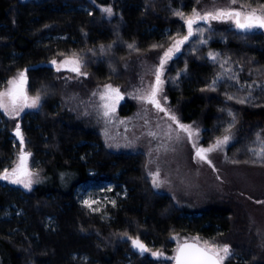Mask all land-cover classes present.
<instances>
[{
  "label": "trees",
  "instance_id": "trees-1",
  "mask_svg": "<svg viewBox=\"0 0 264 264\" xmlns=\"http://www.w3.org/2000/svg\"><path fill=\"white\" fill-rule=\"evenodd\" d=\"M94 1L103 5L112 3L114 15L102 17L92 0H0V86L4 77L27 70L30 90L41 97V104L35 110V123L40 125L42 133L25 135L26 147L33 142L41 149L42 157L32 187L23 190L24 197L17 198L29 216V226L19 236L0 233V264H56L59 260L67 264L171 263L165 257L133 250L128 237H141L146 242L152 239L157 250L167 253L168 236L175 227L172 217L180 211V206L153 189L146 178L143 153L113 152L105 145L100 125L90 113L82 114L76 108L63 105L52 106L56 99L62 98L65 79L62 75L69 71H57L43 63L78 54L87 76H78L71 82L82 100L85 97L87 101L90 91L97 90L105 81L123 89L129 83L123 63L145 54L155 65L173 38L186 32L184 21L174 13L182 11L190 15L191 5L197 0ZM67 2L85 4L90 11L66 10ZM241 2L256 5L264 0ZM152 27L167 31L145 37L144 30ZM195 27L205 29L204 34L190 37L168 61L163 75L164 94L182 121L199 122L205 128L207 141L228 132L231 125L233 141L226 150L227 159L230 163L264 170V162H252L256 159L253 152L264 147L260 143L264 140V60L253 53L263 43L256 41L255 31L241 32L229 26L210 28L203 21ZM64 33L68 34L65 40L48 45L40 42L48 34ZM202 39L206 43H200ZM129 44L134 49H129ZM153 45L162 47L153 48ZM209 53L216 54V59H211ZM39 62L42 63L39 67H30ZM40 70L47 71L41 74ZM229 96L234 98L229 100ZM241 99L245 103H239ZM128 104L133 109V100ZM0 117L8 133L13 122L1 112ZM3 134L0 132V154L7 147ZM81 139L97 143L96 157L89 162L93 168L107 173L124 169L119 179L130 188L133 200L114 210V220L109 223L100 221L75 202L76 185L90 178L87 163L71 155L72 145ZM86 145H80L81 149ZM3 195L6 194L0 190V206ZM220 203L219 211L209 210L200 216L226 225L233 244L234 237L238 238L232 249L242 259L237 254L231 255L225 264H264V243H260L256 232L251 235L253 231L246 230L245 225L250 222L244 207L236 202ZM133 204H137L136 210ZM46 215H54L59 222L55 239L45 235ZM240 215L243 219L237 220V224L233 216ZM27 232L38 234L40 239L35 240ZM68 241L88 251L92 259L69 262ZM124 252L134 255L131 262H124Z\"/></svg>",
  "mask_w": 264,
  "mask_h": 264
},
{
  "label": "rangeland",
  "instance_id": "rangeland-1",
  "mask_svg": "<svg viewBox=\"0 0 264 264\" xmlns=\"http://www.w3.org/2000/svg\"><path fill=\"white\" fill-rule=\"evenodd\" d=\"M227 2L228 0H200L199 4L196 3L191 5V13L193 8H197L198 10H209L214 6L223 7ZM68 3L69 2H67V4ZM93 3L96 5L102 17L111 18L114 15L115 12L112 3L106 5L95 1ZM104 7H111L113 14L108 16L106 13L102 12L101 9ZM233 7H237V5H233ZM68 9L90 11V8L85 4L72 5L69 3L66 10ZM207 25L210 28L222 26L235 27V25L230 22L218 21H211L210 25ZM146 31L147 30H144V35L145 37H149L152 34L162 35L167 29L156 30L152 27L147 32ZM253 31L257 33L255 38L256 41H261L263 43L262 47L253 50V53L261 60H264V29H254L252 32ZM186 34L187 29L184 35ZM67 37L68 34L66 33L48 34L44 36L40 42L44 43V45H48L57 40H65ZM173 42L174 41H172L168 47H170ZM167 48L164 51H166ZM164 51L159 55V59ZM178 53L179 52H175L172 58ZM65 57L60 60H63ZM159 59L155 65H153L152 61L145 54L126 60L123 63V67L128 73L129 83L121 89L117 84L105 81L97 87V90L90 91L87 101L84 99L85 97H83L82 100L78 90L71 82L78 76L73 72H65L62 75V77L65 78L62 82L64 86L62 98L60 100L56 99L52 106L56 108L59 105H63L65 108H76L78 111L82 112V114L85 113L87 115L90 113L93 116V121L98 122L100 125L99 130L101 131L105 145L113 152H141L144 154L146 158L145 168L148 172L146 178H148L153 189L163 193L174 205L180 206V211L172 217L175 227L168 236V249L166 250L167 253L163 252V257L167 258L173 256L175 254V249L182 241L191 240L193 237H199L201 243L207 240L209 242L214 241L217 244L229 245L232 255L237 254V256L242 259L240 253L232 249V247L237 245L238 238L236 239V237H234L236 244L231 242L226 232V225L206 217L201 218L202 216L200 215L209 210L213 212L219 211L217 207H220L218 206L220 202V204L224 205L227 203L232 205V203L235 204L236 202L244 207V212H246L244 214L249 216L250 223L249 225H245L246 230L251 229L253 231L251 235L256 232V237L259 239L260 243L263 244L264 170L262 168H247L245 166L230 163L231 161H229L226 156V150L233 141L232 133L226 132L223 135L214 137L211 141H207L204 134L205 128L199 122L182 121L178 112L174 106L169 103L167 98L165 107L176 115L179 122L185 125H191L194 129L198 130L197 143L199 146L208 147L210 144L214 143L217 138H222L224 135H231L232 139L228 144L222 146L220 150L210 154V159L216 169V171H214L213 167L209 166V164L201 163L193 159L194 149L192 143L183 132L179 133L180 139H176V125L169 121L167 117L164 116V113H158L151 105L144 104L133 98L138 89L145 88L154 81V71L159 65ZM51 67H54L56 70L54 65ZM62 70L65 69H61L60 71L62 72ZM20 71L21 70H18L14 72V74L4 77L1 81L0 91H4L7 87V81L15 77ZM46 71L47 70H40L39 72L45 74ZM105 84H110L114 88H118L123 96V99L116 105L115 113L112 114L110 118H105L102 115L104 109L101 107V104L103 102L99 99V93L103 91ZM29 85L30 79L28 76L26 93L28 96L37 95L32 93ZM93 93H97V95H93ZM161 95L167 97L164 94V90ZM130 100H133V109L128 104ZM40 104L41 99L36 108H26L20 113L19 117L11 119L13 125L8 129V133L5 132L6 125L0 117V132L4 133L3 143H6L7 146L5 152L0 154V172L5 168L11 170L17 161L19 142L15 133H13L17 122L20 123L24 138L27 132L32 134L37 133L38 136L42 134L39 129L40 125L35 123V110L39 108ZM0 112L4 118H9L4 115L2 111ZM145 120L148 121L147 124ZM121 121H123V123H121ZM157 125H159V127H157ZM169 125H171L173 129L170 133L172 136L171 140L165 135V133L169 132ZM149 132L156 133V137L153 138L148 135ZM83 143L87 145L81 149L80 145ZM29 145L30 147H26L25 145L26 150L31 153L28 159V168L36 175V167L42 160L41 154L39 153L41 149L36 147V144L34 145L33 142ZM97 150L96 142L85 139L79 140V142L74 143L71 147V155L78 157L79 160L85 162V165L87 163L86 171L90 176L85 182L76 185L74 189V198L76 203L84 206L100 221L109 223L114 220L113 211L127 206L128 203H132L133 199L129 190L130 188L119 179L124 169H118L107 173L96 170L89 164V162L93 161L92 158L96 157L95 154ZM157 169L160 172V179L164 181L159 188L153 186L151 176L149 175L150 172L157 171ZM0 190H2L3 194H6L3 195L4 202L0 206V233L18 236L25 234V231L28 229L27 226H29V216L18 204L17 198L24 197L22 193L23 190L29 189H25L20 184H12L6 180H0ZM85 200L97 201L98 203L92 204V209L99 208V211H93L89 207H86L83 203ZM112 201H115L114 205ZM224 205L222 207H225ZM136 207L137 204L132 205L134 210H136ZM198 209H201V211H198ZM213 209H215V211ZM210 216L213 217L214 214ZM233 217L237 224L239 223L237 220L240 219L241 221L243 219L241 215L240 217ZM145 218L146 217H144L143 220ZM58 228H60L59 222L55 216L46 215L43 226L44 232L46 231L45 235L51 237V239H55L54 236L57 237L55 233ZM27 234L30 237H35V240L40 239L38 234L32 232H27ZM141 239L151 251H157L155 248V241L149 239V241L146 242L143 238ZM78 246L79 245H73L71 241H68L67 257L69 262L88 261L92 259L88 251L80 250L77 248ZM129 246H131L130 239ZM151 251L148 252L150 256H152ZM133 256L134 255L131 253H122L125 263L131 262ZM172 261L173 260H171V263ZM67 263H63L59 260V263L56 264Z\"/></svg>",
  "mask_w": 264,
  "mask_h": 264
},
{
  "label": "snow or ice",
  "instance_id": "snow-or-ice-1",
  "mask_svg": "<svg viewBox=\"0 0 264 264\" xmlns=\"http://www.w3.org/2000/svg\"><path fill=\"white\" fill-rule=\"evenodd\" d=\"M199 3L200 0H197V4ZM233 5H237V7H233ZM101 11L108 16L113 14L111 7H104ZM174 14L184 21V25L187 28V34L182 35L179 38H173L174 42L166 51H164L159 59V65L155 68L154 81L147 85V87L138 89L133 98L144 104L151 105L158 113H164V116L176 125V139H180L179 133L183 132L186 134L187 139L192 143L194 149L193 159L201 163L209 164V166L213 167V170L216 171L215 166L210 159V154L220 150L222 146L228 144L232 137L231 135H224L222 138H217L216 141L208 147L198 145V130L194 129L191 125L180 123L176 115L170 109L165 107L167 97L161 95L163 92L165 65L172 58L174 53L179 52L181 46L189 41L190 37L197 34L203 36L205 29L194 27L200 21L209 25L211 21L230 22L241 32H249L254 29H264V2L257 3L256 6H253L251 2L242 3L241 0H228L227 4L223 7L214 6L209 10H198L197 8H193L190 15L185 14L182 11H176ZM200 43H206V41L202 39ZM128 47L129 49H134L133 44H129ZM152 47L157 48L162 46L153 45ZM209 57L215 60L216 54L209 53ZM50 63L56 67L57 71L67 69L69 72H73L77 76H87V73L82 71V58L76 53H72L71 56H66L60 61H57L54 58ZM26 72L27 70H23L17 73L15 77L7 81V87L5 90L0 91V111L10 119L19 117L20 113L26 108H36L39 105L41 99L39 94L28 96L26 93ZM249 87H251V85H249ZM93 95H97V93H93ZM233 98L234 97L232 96L228 97L229 100ZM99 99L103 102L101 104V107L104 109L102 115L105 118H110L111 115L115 113L116 105L121 99H123V96L118 88H114L110 84H105L103 91L99 93ZM238 102L245 103V100L241 99ZM234 119L235 118L233 117V120ZM121 123H123V121H121ZM145 123L147 124L148 121L145 120ZM157 127H159V125H157ZM230 130L231 125L227 131L230 132ZM171 131H173V129L171 128V125H169V132L165 133L169 140L172 139V136L170 135ZM148 135L153 138L156 137V133L153 132H149ZM15 136L19 141L17 161L11 170L5 168L0 172V180L9 181L12 184H20L25 189H30L31 185L35 182V174L28 168V159L31 156V153L26 150V142L19 122H17L15 126ZM258 139H260L259 134ZM260 143L264 145V140H261ZM253 155L256 157V159L252 161L253 163L258 161L264 162V147L258 152L254 151ZM149 175L151 176L154 187L159 188L161 184L164 183V181L160 179V172L158 169L157 171L150 172ZM83 203L86 207L92 209V204L98 202L85 200ZM112 203L114 205L115 201H112ZM92 210L99 211V208ZM128 238L131 240L133 248L138 250L141 254L151 251L139 237ZM191 241L192 242L185 240L184 243L178 245L175 249V254L171 257H167V259L173 260L174 264H225V261L232 255L231 248L227 244H217L214 241L209 242L207 240H204L201 243L199 237H193L191 238ZM151 255L160 258L163 257L164 254L157 250L151 251Z\"/></svg>",
  "mask_w": 264,
  "mask_h": 264
},
{
  "label": "water",
  "instance_id": "water-1",
  "mask_svg": "<svg viewBox=\"0 0 264 264\" xmlns=\"http://www.w3.org/2000/svg\"><path fill=\"white\" fill-rule=\"evenodd\" d=\"M42 63H36V64H32L30 67L31 68H37V67H39L40 65H41ZM43 64H46V65H49V66H53L51 63H50V61L49 62H44ZM23 71V70H22ZM26 75H27V72H26ZM27 79H28V75H27ZM13 133H15V129L13 130ZM141 240V239H140ZM185 241V240H184ZM184 241H182L180 244H182V243H184ZM189 242H192L191 240H188ZM179 244V245H180ZM147 246V245H146ZM131 248L133 249V250H135V251H137V252H139L138 250H136L135 248H133V246H132V243H131ZM140 253V252H139ZM171 264H174V261H172V263Z\"/></svg>",
  "mask_w": 264,
  "mask_h": 264
}]
</instances>
